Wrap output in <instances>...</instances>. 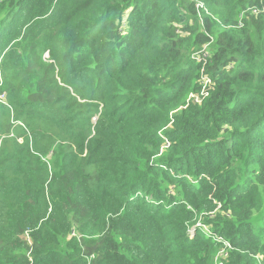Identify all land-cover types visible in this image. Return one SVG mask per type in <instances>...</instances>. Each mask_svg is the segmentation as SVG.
Wrapping results in <instances>:
<instances>
[{
  "label": "trees",
  "instance_id": "1",
  "mask_svg": "<svg viewBox=\"0 0 264 264\" xmlns=\"http://www.w3.org/2000/svg\"><path fill=\"white\" fill-rule=\"evenodd\" d=\"M2 91L0 264H264V0H0Z\"/></svg>",
  "mask_w": 264,
  "mask_h": 264
},
{
  "label": "built area",
  "instance_id": "2",
  "mask_svg": "<svg viewBox=\"0 0 264 264\" xmlns=\"http://www.w3.org/2000/svg\"><path fill=\"white\" fill-rule=\"evenodd\" d=\"M197 7L199 8H203V4L198 3ZM209 43L204 45L199 51L195 52L192 56V59L196 62V63H201L202 67H201V78H200V85H201V90L198 93V95L196 94H190L188 101H191L195 104H200L203 99H205L208 96L209 90H212L211 87V81L209 79V77L203 73V69L206 65V63L208 62V58H209ZM5 99L6 96L4 93H0V104H5ZM170 126V124L168 125V127ZM166 146H168V144L166 143ZM200 225H197L196 227H198ZM203 230L201 231L206 237L212 239L213 241H215L216 243H219L221 245L217 257L220 258L222 260V262H219L218 264H224L223 260L226 259L228 257V251L231 249V245L228 241L224 240L221 237L218 236H211L210 231L206 228V227H202ZM193 231V230H191ZM189 234V233H188ZM194 234V231H193ZM193 234H189V235H193Z\"/></svg>",
  "mask_w": 264,
  "mask_h": 264
},
{
  "label": "rangeland",
  "instance_id": "3",
  "mask_svg": "<svg viewBox=\"0 0 264 264\" xmlns=\"http://www.w3.org/2000/svg\"><path fill=\"white\" fill-rule=\"evenodd\" d=\"M198 53V52H197ZM44 58L45 59H47L48 58V55L46 54V55H44ZM3 86V85H2ZM1 89H2V87H1ZM2 92H4V91H2ZM5 93V96H6V92H4ZM45 188H46V190H49V182L48 183H46V185H45ZM202 230H203V228H202ZM189 234H193V231H189ZM217 254H218V252H216V257H215V259H213V264H218L219 262H222V260L220 259V258H218L217 257Z\"/></svg>",
  "mask_w": 264,
  "mask_h": 264
}]
</instances>
